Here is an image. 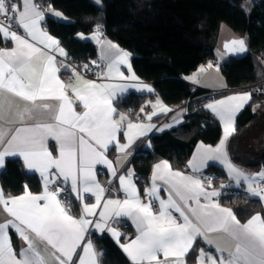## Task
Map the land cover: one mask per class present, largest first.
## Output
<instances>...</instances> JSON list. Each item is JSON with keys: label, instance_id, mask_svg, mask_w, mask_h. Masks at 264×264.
Instances as JSON below:
<instances>
[{"label": "snow or ice", "instance_id": "1", "mask_svg": "<svg viewBox=\"0 0 264 264\" xmlns=\"http://www.w3.org/2000/svg\"><path fill=\"white\" fill-rule=\"evenodd\" d=\"M48 11L57 17L62 16V13L54 12L50 5ZM0 14H11L15 23L23 28L30 38L12 31L11 24H0V39H10L15 42V47L10 50L0 49V94L11 93L32 106V108L26 106L18 113L20 123L24 122L26 115L30 117L33 109L51 108L50 104L37 103V101L59 102L54 116L55 124L36 123L18 127L7 140V147L0 151V167L4 164L5 156L19 155L24 158L27 168L37 170L44 178V192L41 195H33L26 190L21 196L6 198L3 190L0 189V207L12 218L0 223V264H47L45 258L34 247L32 234L55 250L51 253L54 264H98L93 243L91 239L86 240L85 236L91 226L100 234L109 233L119 243L121 233L109 223V221L118 222L114 219L118 217H129L139 233L129 243L120 244L134 264H169L170 257L175 258L171 264H186L184 257L192 249L196 239L200 237L206 243L214 244L207 233L216 231L230 234L237 241L234 249L229 250L216 245L219 256L205 253L201 249L197 257L198 264L205 262L264 264V217L257 214L242 225L231 209L223 208L212 201V197L220 195L218 191H208L200 179L172 171L167 161L155 166L152 187L146 190V195L159 200L158 212L153 211L151 200L146 202L141 200L139 190L131 179L134 175L131 171L128 172L127 177L124 175L118 177L126 198L107 199L101 205L105 189L96 180L95 165H106L115 177L116 169L105 155L108 145L116 144L121 152H125L133 142L132 137L129 136L127 144H119L120 122L126 117L120 115L119 120L113 119L116 109L112 106V100L117 93L123 94L129 87L138 86L98 84L90 80L83 81L81 86L65 84L57 75L60 68L57 67L56 56L48 54L46 50L58 51L61 56H67V53L59 47L58 40L40 29V21L45 15L40 5L35 0H21L20 4L11 3V0H0ZM99 33L98 27L97 34L93 37L97 43H100ZM30 40L38 41L44 45V48L37 47ZM225 48L233 52L246 50L243 40H232L225 44ZM129 56L130 53L123 51L118 45L104 41L102 59L107 61V76L111 78L115 75L121 80H137L134 73L125 76L117 67L124 64L130 69ZM40 58L43 60L38 69L34 61ZM95 63L93 61V64ZM60 67L71 70L75 74V79H82L74 68L69 69L63 62ZM83 67L88 70L87 65ZM208 67L211 68L213 65L209 64ZM201 71L204 69L202 68ZM142 87L152 91L148 86ZM69 90L74 94L75 99L82 103L85 109L83 113L75 111L73 100L68 94ZM250 101L251 93H246L206 105L223 122L224 136L216 148L202 145L200 164L193 167L199 171L207 160L226 162L229 175L237 186L243 180L247 182L248 193L264 199V187L256 182L255 177L245 174L227 160L226 141L235 132V113ZM141 111L143 112V109ZM160 111L171 110L161 106ZM151 118L148 116L149 120ZM172 126L165 125V127ZM151 127L153 125L133 123L127 125L129 132L134 128H141L142 131L138 135H144ZM75 130L86 133L88 138L94 141L95 146L83 135L77 136ZM9 132V129L0 127V144L5 142ZM49 136L59 142L58 156L54 157L46 147ZM53 169L54 172L51 171ZM50 172L52 179L49 178ZM256 176L264 181V171ZM55 177H63L65 183H70L73 193L78 192V182L82 183V191L92 193L96 202L91 205L84 204L82 209L84 215L80 218L73 217L69 214V209L58 199L60 190H49V185L55 183ZM206 179L210 187L211 178ZM156 180L171 183L181 203L172 199L171 192L167 201L160 199ZM25 188L27 189V186ZM201 197L209 203L202 205ZM190 201H195L196 207H192ZM97 208L102 210L97 212ZM170 209L179 213L183 218L182 223L177 221ZM189 213L198 223H193ZM10 229H14L28 245L20 254L22 258H17L12 247ZM77 249H80L83 255H79ZM160 253L163 254L164 260L160 259L158 255Z\"/></svg>", "mask_w": 264, "mask_h": 264}, {"label": "trees", "instance_id": "2", "mask_svg": "<svg viewBox=\"0 0 264 264\" xmlns=\"http://www.w3.org/2000/svg\"><path fill=\"white\" fill-rule=\"evenodd\" d=\"M47 9L45 28L58 38L67 50L68 61L86 75L96 67L97 45L82 35L97 28L132 54L137 75L151 83L155 94L170 106L187 104L185 121L179 127L152 135L149 145L135 154L131 161L142 193L149 182L154 163L168 160L177 168H184L199 143L215 145L222 137V126L205 108L213 98L211 92L194 88L184 77L209 60L216 59L219 30L226 24L240 37H246L249 53L242 59H230L222 65L228 87L236 89L264 82V71L258 69L264 58V1L255 0H38ZM19 3V0H11ZM62 13L59 19L48 6ZM6 44L0 39V46ZM88 66V70L84 69ZM67 73H71L67 71ZM217 95V94H216ZM149 95L131 94L119 106L135 112ZM264 103V84L252 94L251 102L239 113L235 136L240 135L256 119L255 104ZM233 146V140H231ZM264 164V158L261 161ZM258 167V162L249 164ZM207 173L214 185L228 181L224 169L211 165ZM2 188L17 195L27 189H41V180L29 173L19 159L7 161L0 175ZM221 202L229 205L241 221L262 212L261 201L241 187H225ZM73 211L78 204L71 201ZM130 231H132L130 229ZM100 249L101 264H129L127 255L107 233L93 234ZM102 253V254H101ZM192 251L189 260L196 257Z\"/></svg>", "mask_w": 264, "mask_h": 264}, {"label": "crops", "instance_id": "3", "mask_svg": "<svg viewBox=\"0 0 264 264\" xmlns=\"http://www.w3.org/2000/svg\"><path fill=\"white\" fill-rule=\"evenodd\" d=\"M35 2L37 4H39L38 0H35ZM20 3H21V0H19V3H17V4H20ZM41 10L44 11L45 15H44V19L42 21H40V24H39L40 29L44 32H47L48 35H50L53 38H55L56 40H58L59 41V47L63 48L64 51L67 53V50L63 46L61 41L58 38L51 35L49 33V31L45 28L44 22L46 19L47 9L41 7ZM54 12H56V11H54ZM51 15H54V14L51 13ZM55 17H57V16H55ZM57 18L63 19V16L57 17ZM0 24L8 25V24H5L2 22L1 16H0ZM11 30L16 31L19 35H22L25 38L30 39L29 37H27V33L23 30V28L19 27L18 25L16 26V28L11 27ZM96 34H97V31H95L89 35H82L83 38L82 37L81 38L91 40L97 45L98 57L95 60V62H96L95 65L97 66L100 62H104L106 64V74H107V72H108L107 61L102 59V48L104 45V41H111L113 44L118 45L119 48L122 49L123 51L128 52V53H130V52L127 49L123 48L116 41H113L110 38H108L107 36H105L103 34V32L99 33L100 43H97L96 39L93 38ZM234 39H244L246 44L248 45V40L246 37L244 38V37H240V36L234 34L231 40H234ZM2 40L4 41V43L6 42V44L1 45L0 49L10 50V49L15 47L14 41H11L10 39H2ZM231 40H229V41H231ZM30 42L35 43L36 46L39 48H44V45L40 44L38 41H31L30 40ZM248 48H249V45H248ZM46 51L48 54H54L56 56L57 67L60 68V71L57 73V75L65 84L71 83V84H73V86H81L83 84V81L90 80V81H95L98 84H113V85H120V84L132 85V84H135L138 86L135 88L129 87L127 89V91L124 92L123 94L117 93V95L112 100V106L116 109V112L113 113V119L119 120L120 115H123L124 117H126L125 120L120 122V131L118 133L119 144H127L129 136L132 137V141H133L131 143V145L125 150V152H121L119 150V146L116 144H109L108 145V148L105 152V155H106V158L108 160L112 161L113 168L116 169V176L114 177L112 175L111 169H109L106 165L97 164V165H95V168H94L96 180L105 189L103 199L101 200V205H103L107 199H120V200L125 199L126 193L121 189L118 177L120 175H124L127 177V174L129 171L134 173V170L131 166V161H132L133 157L135 156V154L139 151V149H141L144 146L149 145V139L152 135L160 134V133H163L167 130L174 129V128L179 127L180 125H182L184 123V121H185L184 118H185L186 111H187V104L185 103V104H181L178 106H170V105L166 104L162 100L161 97H159L158 95H154L156 91H155L153 85L151 83L141 79L137 75V73L135 72L133 65H132V54L131 53L129 56V63L131 65V68L129 69L127 67V65H124V64H120L117 67L119 68V71L124 73L125 76H131L134 73L135 76L138 78L137 80H135V81H133V80H121L114 75L111 78H109L107 76V80L104 82H99L96 79H94L90 76H87L86 74L81 73V72H76V73H79L80 76L82 77V79H75L74 78L75 74L71 70H66L64 67H60L61 62H63V64L67 65L69 67V69H72V68L75 69L73 64H71L68 61L67 56H61L58 51H54L52 49H49ZM224 51H225V49H224ZM249 51H250V49H249ZM230 59H233V58H229L227 56V53H225V56H223V60L225 61L224 63L228 62ZM42 60H43V58H40L39 60L34 61V64L36 65V67L38 69L40 68V66L42 64ZM214 60L216 63H214L213 60H209L207 63H205L206 65L212 64L213 67L209 68L208 66H205V67L200 66L196 71H194L190 75L185 76L184 80L186 82H188L194 88H201V89L208 90L211 92L210 94L213 98L209 99L206 102L205 108L209 112H211L212 115L217 120H219V122L222 126V130H223V122L219 119V117L215 113H213L210 109H208L206 107V105H208L210 103H214V102L219 101V100L227 99L228 97H231V96H238V95H243L246 93H251V100H252V94H253L254 90L257 89L259 85H263L264 82L259 83L257 85L244 86V87H240V88H236V89H231L228 87L227 80H226L225 75L222 71V68L219 67V63H218L217 58ZM202 68L204 69V71H201ZM258 69L260 71H264V59L261 60V57L258 60ZM67 71H69L71 73H67ZM142 86H148L152 89V91H148L146 88H143ZM220 92H222V93H220ZM218 93H220V94H218ZM68 94H69L70 98H72V100H73V107H74L75 111L77 113H83L85 111V109H84L82 103L75 99L74 94L70 90L68 91ZM131 94L149 95L148 97L145 98L143 104L135 112H132L128 109H124V108L119 106V102L123 98H125ZM216 94H218V95H216ZM250 102L244 104L243 107H241L235 113V116H234L235 132H233L228 137V139L226 141L227 160L230 161L237 168L241 169L245 174L250 175V176H254L256 179V182L259 183L262 187H264V185H263L264 181H262L259 176H256V174L264 171V164L261 163V161L264 158V153H263L264 144L255 143V151L251 154H249L250 152L247 149L245 150V145H244V139L246 137H248L249 133L255 127V124L257 122L259 123V121L262 118L263 110H264V103H256L255 104L256 119L248 125V127L245 129L244 132H242L240 135L234 137V135L236 134L237 117H238L239 113ZM37 103H48L51 105V108L48 110L33 109L31 111L30 117L28 115H26L24 117V122L20 123L18 113L23 111V109L26 106L29 108H32V106L30 104H28V102L23 101L22 99L14 96L11 93L4 92V93L0 94V127H3L5 129L10 130L8 136L5 138V142L3 144H0V151H3L5 149V147H7V140L11 138V135L15 132V129L18 127L31 126V125H34L36 123L55 124L54 116H55V112H56V109L58 107L59 102L55 101V100H47V101H37ZM161 106L166 107L167 109H170L171 111L161 112L160 111ZM141 109H143V112L141 111ZM153 113H155V114H153ZM148 116L152 117L151 120L148 119ZM177 121H179V123H177ZM129 123L139 124V125H153V127H151V129L148 130L144 135H138V133H140L142 131V129L141 128H134L131 130V132H129V130L127 128V125ZM169 124H171L173 126L172 127H165V125H169ZM75 131H76L77 136L83 135L85 137V139L88 140L89 143H91V144H93V146H95L94 141H91L88 138L86 133H80L78 130H75ZM223 136H224V130H223L221 140H222ZM221 140L215 145L199 143L196 146L191 158L189 159V161L187 162V165L184 168H177V167L173 166L172 163L168 160H160V161L154 163L152 172H151L150 177H149V182H148V185H147L144 193H142L141 187L137 183V179H136V176L134 173V175H132L131 179L135 183L136 188L139 190L141 200L145 201V202L148 200H151L153 211L154 212L159 211V200L146 195V190L150 189L152 187L153 175L156 171L155 166L157 164H160L163 161H167L168 164L171 166L172 171L180 172V173L184 174L185 176H192L194 178L200 179L205 184L208 191H212V190L218 191L220 193V195L217 197H212V201L218 203L223 208L231 209V211L235 215L236 219L239 220L242 225L246 224L253 216H255L257 214H259L261 217H264L262 212H258V213H255L254 215H252L246 221H241L236 216L233 209L229 205H225L221 202V197L225 194V187H228V186L241 187L245 190V192H247V182L242 180L240 182V185L237 186L235 181L229 175V170L227 168L226 162H222L220 160H207L204 162V166L199 168V171L194 169L193 165L198 166L200 164L199 157L203 151L201 146L202 145L204 147L211 146V148H216L220 144ZM231 140H233V146H231ZM46 147L48 148L49 151L52 152L54 157L58 156L59 142L56 141L55 139H53L51 136H49L46 140ZM77 147H79L78 144H77ZM10 159H19L23 163L25 169L29 173L35 174L40 178L41 189L39 191L33 192V191H30L29 189H26V190L28 192L32 193L33 195L43 194V192H44V178L40 175V173L37 170L27 168L26 162L22 156H19V155L5 156L4 164L2 167H0V175L5 170L7 161ZM258 159H260L258 162V165H259L258 167L252 168L249 166V164H253L252 162H254ZM211 165L219 166L222 169H224L227 176H228V181L221 182L218 186L214 185L213 184L214 178L207 173V170ZM51 171L54 172L55 170L53 169ZM49 178L50 179L53 178L51 175V172L49 173ZM206 178H211V186L210 187L208 186L209 181ZM155 183H156V186L160 190L159 191V198L160 199L167 201L169 199V195L171 192L172 199H175V200H177L178 203H181L179 198L176 196L175 190L172 188L171 183H165L164 180H156ZM58 185H63L66 189L65 192H61L59 194L58 199L61 201L62 205H64L65 207H67L69 209V214L75 218H80L82 215H84L83 211H82L84 204L91 205V204H94L96 202L95 196L92 193H84L82 191V183L78 182V192L73 193L71 190V187H70V183H65L63 181V177H55V183L49 185V190L55 189V187ZM221 185H224V187H221ZM0 189L3 190V193H4L6 198L7 197L21 196L26 191L25 190L24 192L17 194V195H12V194L7 193L2 188L1 183H0ZM248 194H250V193H248ZM77 196H79L80 198L78 199ZM251 196H253V195H251ZM253 197L259 199L263 205V208H264V199H261L260 197H257V196H253ZM72 200H74L76 202V204H78V212L73 211L72 206H71ZM200 203L203 205V204L209 203V201L205 200L204 197H201ZM190 204L192 207H196L195 201H190ZM101 210H102V208L96 209L97 212H99ZM169 211H171L172 215L177 219L178 222H181V223L183 222V218L180 217L179 213H176L174 209H170ZM185 211L187 212V209H185ZM189 215H190V219L193 220V223H198V221L194 217H192L190 213H189ZM9 219H12V218L9 216L8 213H6L3 210L2 207H0V223H3ZM89 219L95 220L96 218L95 217H89ZM114 219L117 220L118 222L114 223L112 221H109V223H110L111 227H114L119 233H121L120 240L118 243L119 246H120V244L129 243L131 240L135 239L136 236L139 234L137 229H136V226L132 223V220L129 217H118V218H114ZM201 227L203 228L202 225H201ZM130 229L132 231H130ZM105 233H107V232H105ZM93 234H100V233L96 232L90 226L88 233L85 236V239L86 240L91 239L93 246H94V249L97 253L98 264H101L100 263V249L97 247V245L94 241ZM107 234H109V233H107ZM9 236L11 238L12 247L17 254V258H22V256L20 254L28 246L27 243L23 240V238H21L15 232L14 229L9 230ZM207 236L210 240L214 241L215 243L214 244H208L202 238L198 237L196 239L195 243L193 244L192 249L184 257L186 264H198L197 257H198V253L201 249H203V251L205 253H210L214 256H219L220 253H218L216 251V245H219L221 248H226V249L232 250V249H234V247L237 243V241L235 239H233V237L230 234H228L224 231H216V232L207 233ZM31 238H32L33 243H34V247L45 258V261L47 262V264H54L53 257L51 255V253L54 252L55 250L52 249L51 246L48 245L45 241H42L39 238L35 237L34 234L31 235ZM82 247H83V245H82ZM194 250L197 253L196 257L193 260H189L188 257L190 256L191 252ZM77 253L79 255H83V253L81 252L80 249H77ZM158 255H159L161 260H164L162 253H160ZM225 255H226V253H225ZM127 257L129 259V264H134V262L131 260V258L128 255H127ZM174 259L175 258L170 257L169 258V264H171V262ZM73 260L74 261L76 260L75 256L73 257ZM205 264H207V262H205Z\"/></svg>", "mask_w": 264, "mask_h": 264}, {"label": "rangeland", "instance_id": "4", "mask_svg": "<svg viewBox=\"0 0 264 264\" xmlns=\"http://www.w3.org/2000/svg\"><path fill=\"white\" fill-rule=\"evenodd\" d=\"M97 2V0H94ZM101 0H99L100 3ZM52 13V12H51ZM234 31L230 29L226 24H222L219 30L218 38H217V46H216V58L219 63V67L222 68V65L224 64L223 56H225V51H224V44L228 42L229 40L232 39L234 35ZM264 58H261V60ZM202 67L208 66V65H201ZM222 93V92H220ZM218 93V94H220ZM217 94V95H218ZM258 123V122H257ZM255 124V127L252 129V131L249 133L248 137L244 139V145H245V150L247 149L251 154L255 151V143H260L264 144V110H263V115L261 120L259 121L258 124ZM257 125V126H256ZM254 146V147H253ZM264 153V149H263ZM260 159L252 162V163H257L259 162Z\"/></svg>", "mask_w": 264, "mask_h": 264}, {"label": "built area", "instance_id": "5", "mask_svg": "<svg viewBox=\"0 0 264 264\" xmlns=\"http://www.w3.org/2000/svg\"><path fill=\"white\" fill-rule=\"evenodd\" d=\"M1 18H2V22L5 23V24H11V27L12 28H16L17 24L15 23V21L13 20V17L11 14H8V15H5V14H0ZM100 32L101 29H100ZM214 63L215 60H213ZM76 72H81L83 73L82 71H79L78 69H76ZM87 76H90L94 79H96L97 81L99 82H104L107 80V74H106V64L104 62H100L92 71V73L90 75H87ZM263 185H264V182H263ZM55 189H59L60 190V193L61 192H65L66 189L63 185H58L55 187Z\"/></svg>", "mask_w": 264, "mask_h": 264}, {"label": "water", "instance_id": "6", "mask_svg": "<svg viewBox=\"0 0 264 264\" xmlns=\"http://www.w3.org/2000/svg\"><path fill=\"white\" fill-rule=\"evenodd\" d=\"M255 1H264V0H255ZM234 40H243L244 43H245V48H246V50L243 51V52H233V51H229L227 48H225V44L231 42L232 40H231V41H228V42H226V43L224 44V49H225V51H226V53H227V56H228L229 58H233V59H237V60H239V59L244 58V57L249 53V48H248V45L246 44V42H245L244 39H234Z\"/></svg>", "mask_w": 264, "mask_h": 264}]
</instances>
